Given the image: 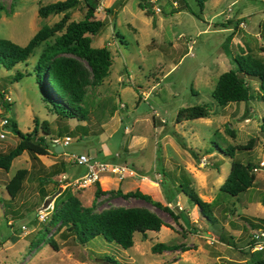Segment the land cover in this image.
Segmentation results:
<instances>
[{
    "label": "rangeland",
    "instance_id": "374dc122",
    "mask_svg": "<svg viewBox=\"0 0 264 264\" xmlns=\"http://www.w3.org/2000/svg\"><path fill=\"white\" fill-rule=\"evenodd\" d=\"M54 1L0 0V38L25 45L42 25H51L63 15H37L40 5ZM96 2L94 17L103 21V27L90 44L107 47L111 63L102 81L86 88L82 104L86 121L61 119L48 110L34 70L43 42L24 61L9 69L0 66V91L11 100L5 115L22 133L32 130L33 118L38 122L36 136L42 135L43 120L50 131L42 135L48 145L45 154L22 151L7 171L0 169V264H110L107 259L116 264H249L251 257L240 248L253 231H264V137L259 131L264 101L257 98V80L248 76L243 77L251 94L246 102L218 105L211 91L218 75L235 67L232 57L239 46H247L264 63L260 51L264 0H205L201 9L196 0ZM138 2H149L152 14H145ZM83 13L80 4L68 11V18L76 21ZM240 22L243 26L239 28ZM16 73L18 79L13 78ZM198 105L205 107L204 117L176 121L179 110ZM63 136L70 137L68 144L52 152L50 138ZM249 138H253L252 147L236 149L233 157L216 148L243 145ZM17 141L9 128L0 139V153ZM79 154L124 165L135 175L118 181L105 174L98 181L101 190L137 189L167 205L172 214L137 198L115 194L95 198L94 184H66L86 171L68 160ZM231 159L256 167L252 186L236 196L219 189ZM18 168H25L27 175L19 193L10 199L5 184ZM61 175L64 180L59 181ZM183 176L190 180L188 190L210 204L211 221L177 190ZM58 186L66 187L82 207L92 205L93 212L144 207L163 224L144 236L133 232L132 245L125 249L101 235L80 243L71 228L51 220L58 194L43 210L44 219L38 215L43 199ZM63 199L61 195L54 203ZM4 201L8 204L3 205ZM157 242L173 247L154 252L151 247Z\"/></svg>",
    "mask_w": 264,
    "mask_h": 264
},
{
    "label": "trees",
    "instance_id": "16d2710c",
    "mask_svg": "<svg viewBox=\"0 0 264 264\" xmlns=\"http://www.w3.org/2000/svg\"><path fill=\"white\" fill-rule=\"evenodd\" d=\"M196 1L201 9L205 0ZM121 3V0H117L118 5ZM80 4L84 7L82 18L76 21L70 20L68 11ZM96 4V0H57L40 5L37 8V15L40 17L59 13H63V15L51 25H42L25 45L21 46L8 39L0 38V66L5 69L24 61L36 45L44 43L34 65L35 81L41 89L48 110L61 119L86 121L87 112L82 105L86 88L99 84L106 76L111 63L110 52L107 47H94L90 44L91 37L103 27V21L94 17ZM137 5L144 10L145 14H152L149 2H138ZM106 12H111V9H106ZM226 22L228 23V20ZM50 38L52 40H49ZM238 49L239 52L232 57L235 67L220 73L211 91V96L218 105L246 102L251 98L249 88L243 79L244 76L257 80V98L264 101V63L256 60L247 46H239ZM260 51L264 52V45L260 46ZM19 77V73L13 75L14 79ZM8 106L9 104L4 105V108L7 109ZM205 115L204 106L187 107L179 110L176 121L200 118ZM33 122L32 130L22 133L17 129L16 124L9 120V128L15 133L18 141L6 152L0 153V169L7 171L11 160L22 151H28L32 154L46 153L48 145L44 142L42 135L50 134L48 122L46 120L41 121L42 135L38 136H36L38 122L35 118H33ZM259 131L264 137V116L259 119ZM72 132L74 130L68 131L71 134ZM228 132L232 134L231 131ZM61 134V130L57 131L58 136ZM252 144L253 138H249L243 145L227 146L224 149L216 146V148L225 155L233 157L236 149H248L252 147ZM50 148L53 152V148ZM189 152L194 159H197L196 153L192 150ZM253 168L256 167L250 162L242 163L237 159H231L229 172L219 189L231 196H236L245 191L253 184ZM26 175L27 170L25 168H18L9 178L5 184V190L10 199H14L19 193ZM163 175L166 176L165 173ZM189 183L190 180L183 176L179 180L177 190L188 196L197 206L203 218L211 221L210 204L201 200L192 189L188 190ZM94 185L95 198L102 194H115L121 198H137L172 214V210L167 205L152 200L147 194L137 189L122 192L116 188L105 191L99 188L97 181L94 182ZM61 195L64 199L59 204L54 203L55 199ZM55 199L50 212L51 220L55 224L65 225L66 228L71 226V232L80 243H84L96 235H101L105 240L113 241L125 249L132 245L133 232H139L141 236H144L146 231H158L163 224L159 216L144 207L118 206L93 212L92 205L82 207L78 198L71 194L66 187L59 192ZM7 204V202H3V205ZM45 241L56 248L50 238H46ZM250 245L251 242L247 239L245 246L240 248V252L249 254L251 257L249 264H264V251L262 253L264 248L250 252ZM172 247L157 242L152 245L151 249L156 252ZM107 260L110 264H116L111 259Z\"/></svg>",
    "mask_w": 264,
    "mask_h": 264
},
{
    "label": "built area",
    "instance_id": "2783aa9c",
    "mask_svg": "<svg viewBox=\"0 0 264 264\" xmlns=\"http://www.w3.org/2000/svg\"><path fill=\"white\" fill-rule=\"evenodd\" d=\"M156 10L159 9L156 8ZM10 101V97L3 91H0V139L4 138L6 131H9V118L5 115L7 109L4 108V105L9 104ZM69 140L70 137L68 136L50 138V147L57 145L60 146L62 150V147L68 144ZM68 160H72L74 164L83 165L86 168V171L83 175L74 178L71 183H66L76 187H87L91 184H94V182H98L105 174L116 176L118 181L122 180L125 176H135L134 173L131 170H128L124 165L97 161L85 154L70 155ZM255 169L256 168H253L252 171ZM61 180H64L63 175L60 176L59 181ZM38 215H40L39 217L41 219H44L45 217L43 210H39ZM248 239L251 242V250H261L264 248L263 230L253 231Z\"/></svg>",
    "mask_w": 264,
    "mask_h": 264
},
{
    "label": "water",
    "instance_id": "95a60500",
    "mask_svg": "<svg viewBox=\"0 0 264 264\" xmlns=\"http://www.w3.org/2000/svg\"><path fill=\"white\" fill-rule=\"evenodd\" d=\"M53 151H54L55 153L60 152V151H61L60 146L55 145V146L53 147ZM61 190H62V187H61V186H58V188L56 189V191H54L53 193H51L50 195L46 196V197L43 199V201H42V203H41V205H40V207H39L38 209H39V210H45L46 208H48L49 205H50V203H51V201L54 199V197H55L57 194H59V192H60ZM175 208H177V206H175ZM70 228H71V226H70L68 229H70Z\"/></svg>",
    "mask_w": 264,
    "mask_h": 264
},
{
    "label": "crops",
    "instance_id": "0c3cea01",
    "mask_svg": "<svg viewBox=\"0 0 264 264\" xmlns=\"http://www.w3.org/2000/svg\"><path fill=\"white\" fill-rule=\"evenodd\" d=\"M226 20H228V22H230V19H226ZM262 22H263V21L261 20V21H260V26H261V23H262ZM241 26H243V25H242V22H240L239 28H240ZM231 34H234V32L232 31V33H231ZM232 36H233V35H232ZM232 36H231V37H229V38L227 39V40H228V42H230V41L232 40V38H233ZM52 148H53V147H52ZM100 179H101V180H103V178H102V177H101ZM116 185H117V184H116ZM129 198H131V197H129ZM131 199H133V198H131Z\"/></svg>",
    "mask_w": 264,
    "mask_h": 264
}]
</instances>
